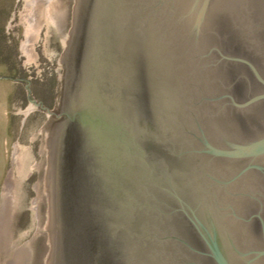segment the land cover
I'll return each instance as SVG.
<instances>
[{
	"label": "water",
	"instance_id": "obj_1",
	"mask_svg": "<svg viewBox=\"0 0 264 264\" xmlns=\"http://www.w3.org/2000/svg\"><path fill=\"white\" fill-rule=\"evenodd\" d=\"M63 64L44 264H264V0H76Z\"/></svg>",
	"mask_w": 264,
	"mask_h": 264
},
{
	"label": "rangeland",
	"instance_id": "obj_2",
	"mask_svg": "<svg viewBox=\"0 0 264 264\" xmlns=\"http://www.w3.org/2000/svg\"><path fill=\"white\" fill-rule=\"evenodd\" d=\"M75 5L0 0V264H12L22 243L29 245L31 264H44L51 242L45 125L62 104L63 53ZM1 105L10 123L5 134Z\"/></svg>",
	"mask_w": 264,
	"mask_h": 264
},
{
	"label": "crops",
	"instance_id": "obj_3",
	"mask_svg": "<svg viewBox=\"0 0 264 264\" xmlns=\"http://www.w3.org/2000/svg\"><path fill=\"white\" fill-rule=\"evenodd\" d=\"M2 106V105H1ZM5 108H6V106H2V112H3V114H4V120H3V123H2V134H5L6 132H7V130H8V128H9V120H8V118L6 117V115H5Z\"/></svg>",
	"mask_w": 264,
	"mask_h": 264
},
{
	"label": "bare ground",
	"instance_id": "obj_4",
	"mask_svg": "<svg viewBox=\"0 0 264 264\" xmlns=\"http://www.w3.org/2000/svg\"><path fill=\"white\" fill-rule=\"evenodd\" d=\"M51 9V8H50ZM51 13V12H50Z\"/></svg>",
	"mask_w": 264,
	"mask_h": 264
}]
</instances>
